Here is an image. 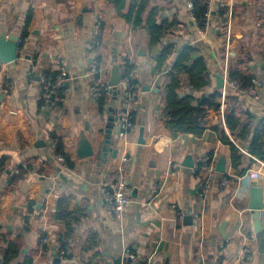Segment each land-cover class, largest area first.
<instances>
[{"label": "crops", "instance_id": "obj_1", "mask_svg": "<svg viewBox=\"0 0 264 264\" xmlns=\"http://www.w3.org/2000/svg\"><path fill=\"white\" fill-rule=\"evenodd\" d=\"M102 1L0 0V34L23 41L16 42L17 61L0 62V264L10 242L17 243L19 250L9 264L30 258L32 264H111L119 255L134 256L142 264H264V241L254 232L249 211L251 188L258 186L264 196V161L253 158L248 167L252 157L244 147L247 144L233 138L224 121L225 97L237 94L228 88V68L252 75L257 82L263 78L264 83V0H209L203 30L196 27L187 0H155L161 9L158 21L174 28L154 47L149 46L146 30L132 31ZM96 21L102 28L97 48L91 49ZM24 32L27 36L22 38ZM188 44L205 59L211 85L195 92L182 79L181 95H208L216 89L220 73L225 86L220 89V111L210 112L203 134L174 139L164 127V90L178 50ZM166 46L174 50L158 69V56ZM125 57L136 70L138 104L125 145L131 201L126 221L119 225L102 187L118 177L122 143L116 140V120L109 119H116L121 95L111 93L107 108L100 110L84 73L97 64L108 84L112 66ZM63 65L66 97L60 105L48 102L39 109L41 73L60 74ZM258 88V100L237 94L253 114L250 138L255 125L264 123V84ZM109 123L111 150L105 159H98ZM141 127L144 144H139ZM216 127L246 156L243 175L233 170L230 147L221 142ZM81 135L89 139L96 156L77 158ZM56 140L63 153L55 156L50 141ZM205 155L214 166L209 178L201 169ZM220 157L226 162L224 174L215 170ZM187 158L194 164L192 169L183 165ZM21 166L26 172L10 185L16 175L12 172ZM206 180L210 188L203 192ZM154 190L157 195L151 197ZM186 216L193 217L191 224ZM44 244L48 254L42 251Z\"/></svg>", "mask_w": 264, "mask_h": 264}, {"label": "trees", "instance_id": "obj_2", "mask_svg": "<svg viewBox=\"0 0 264 264\" xmlns=\"http://www.w3.org/2000/svg\"><path fill=\"white\" fill-rule=\"evenodd\" d=\"M102 2L104 8H113L118 16L131 26L132 31L146 30L150 39V47L160 45L163 41L162 38L170 34L174 28V25H169L164 21H158L161 9L160 4L156 3L155 0H103ZM191 2L193 4V9L190 11L191 17L195 20L196 27L199 30H203L207 24L206 18L210 12L211 2L209 0H191ZM218 13L225 20L224 9L220 8ZM25 36H27L26 32L23 33L22 38ZM89 47L91 49L97 48V37L91 38ZM173 50V46L162 48L157 59L158 69L164 65ZM196 53L197 48L193 44L184 45L178 50L177 57L170 71L167 73L168 80L164 90V106L162 110L164 114V127L167 128L169 135L174 139L184 134H192L200 137L207 128L206 125L210 122L208 119L210 112L218 113L220 111L222 93L218 89H214L213 92L206 95L200 104H198V97L196 98L192 94L181 95L182 79L186 82L185 86L195 92L203 91L211 85V78L207 71L205 59L202 56H196ZM228 73L229 82L237 80L243 88L250 86L254 79L252 75L249 77L244 76L236 68H228ZM41 74L38 90L39 109L46 106L48 102H53L54 105H60L66 97V81L62 85L56 86L58 71L50 72L46 70ZM29 78L34 80L35 74L31 73ZM136 82V79L132 81L134 84H137ZM108 98L109 96L103 95L98 99L100 110L107 108ZM225 100V125L228 127L233 138L237 139L239 143L247 144L244 147H246L247 153L252 157L249 160L250 164L248 167L254 163L253 158L264 161V123L260 122L255 125L252 138H250V130L252 127L250 120L253 118V114L245 108V104L237 94L232 95L228 93ZM135 110L133 112V120ZM215 129L219 134L221 142L230 147V162L233 170H236L238 175H243L247 170V168L242 167L246 156L229 140L223 130H219L217 127ZM54 149L55 156L63 153L61 144L57 140L55 141ZM18 170L19 173L11 178L10 185L12 186L26 172L23 166L18 168ZM197 173L202 177L201 171H197ZM17 245L15 242L8 244L4 253L5 262L3 264H9L15 258L16 252L19 250ZM59 246L60 248L61 246L63 247L62 243ZM42 251L44 254H48V249L45 244L42 245ZM22 264H32V259L24 260Z\"/></svg>", "mask_w": 264, "mask_h": 264}, {"label": "built area", "instance_id": "obj_3", "mask_svg": "<svg viewBox=\"0 0 264 264\" xmlns=\"http://www.w3.org/2000/svg\"><path fill=\"white\" fill-rule=\"evenodd\" d=\"M187 8L189 11L193 9V4L191 0H187ZM193 19V18H192ZM194 20V19H193ZM95 26L93 29V38L97 37L101 28V23L99 21L95 22ZM17 43L19 45L23 44L21 39H17ZM228 58V55H227ZM128 58H124L117 62L119 64V74L121 76L119 84L116 86L115 90L118 94L121 95V102L118 108H116V140L118 143H122L120 146L121 151L118 156L117 163V173L118 177L110 184H106L102 187V194L104 200L107 202L110 212L112 213L114 219L119 225H123L126 221V212L128 205L130 203L131 198V185L129 183V156L128 151L125 147L127 141V135L131 128L134 126L133 122V112L138 104V93H137V85L132 83L136 77V70L133 65L128 62ZM226 69V65H225ZM104 70L98 66L97 64L89 65L88 69L84 73L85 79L90 83L91 94H93L94 100L98 102V99L105 96H110L112 93V88L107 86L104 82ZM56 86L62 85L65 81H67V71L65 66H61L60 74L57 76ZM228 88L231 91H236L237 94L242 96H247L249 98H253L254 100L259 99V88L257 80L253 79L250 86L241 87L239 81L235 80L233 82L228 83ZM264 104V97L262 98ZM55 143L50 141V149L52 152L55 151ZM57 160L60 163L65 162V158L62 156H57ZM202 169L206 172L207 178H209L214 172V166L210 163L209 155H205L201 159ZM174 168H178L177 164L174 165ZM19 170L15 169L12 174H18ZM206 185L203 192H207L210 188V181L206 180ZM157 195L156 190L152 192L151 197ZM47 241V239H44ZM223 246V242L221 243ZM243 254L247 257L248 252L246 249H243ZM130 264H142L136 257L131 256Z\"/></svg>", "mask_w": 264, "mask_h": 264}, {"label": "water", "instance_id": "obj_4", "mask_svg": "<svg viewBox=\"0 0 264 264\" xmlns=\"http://www.w3.org/2000/svg\"><path fill=\"white\" fill-rule=\"evenodd\" d=\"M18 37L15 36H9L6 38L5 33L0 34V62L4 64H9L12 62L17 61L18 57V44L17 42ZM110 79L108 81L107 86L112 88V93L116 94V86L119 84L121 76L119 74V64L116 63L112 66L110 70ZM68 86V83H67ZM224 79L223 74L220 73L216 76V84L215 88L220 90L224 89ZM258 87L263 88V78H261L258 81ZM263 93H264V89ZM206 97L205 94L201 95L198 98V104L201 103V101ZM49 110L48 107H46L45 112ZM113 118L109 119V121L116 120L114 116ZM140 136H139V144H144L143 140V132L144 129L140 128ZM111 133H112V123H109V125L106 128V137L104 142L100 145V153H95V149L93 148L92 144L90 143L89 139H87L84 135H81L80 139L76 143V156L79 159H86V158H92V156H96L98 159L102 156L104 159L107 157L108 152L111 150L110 147V141H111ZM116 153V151H114ZM217 166L215 168L216 172L224 174L226 171V162L224 157H220L217 161ZM183 165L187 169H192L194 167V164L189 160V158L186 159V161L183 162ZM250 197L251 202L249 205V211L252 215V219L254 221V232L257 233V237L259 241L262 243L264 241V196L262 195V191L258 186H253L250 190ZM187 220H189V223L191 224L193 217L186 216ZM131 259L123 257V255H119L117 257L112 258L111 264H130Z\"/></svg>", "mask_w": 264, "mask_h": 264}]
</instances>
